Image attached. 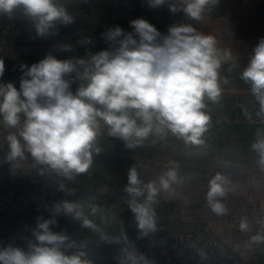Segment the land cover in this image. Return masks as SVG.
<instances>
[{
  "label": "clouds",
  "instance_id": "obj_1",
  "mask_svg": "<svg viewBox=\"0 0 264 264\" xmlns=\"http://www.w3.org/2000/svg\"><path fill=\"white\" fill-rule=\"evenodd\" d=\"M164 2L150 0L153 7ZM208 2L186 0L183 10L198 20ZM21 6L23 13L36 21L37 33L42 36L53 26V21L70 20L55 0H0L2 12L11 13ZM172 10L176 11L175 7ZM130 23L139 39L129 34L120 41V47L114 54L102 51L93 56L91 66L85 69L82 76L87 84L80 87L75 95L68 91L69 83L64 76L75 71L76 66L70 60L61 61L51 55L28 67L27 71H23L27 66L21 65L23 77L19 91L12 83L0 85V116H3L4 122L9 127H16L19 124L18 114L23 113L26 117L19 132L24 144L15 134L7 137L9 159L23 158L26 149L38 163L49 165L54 170L65 174L86 172L92 163L91 150L98 135L100 119L109 126V135L119 136L125 141L135 137L138 143L146 138L153 130L155 117L172 132L200 143L198 138L209 119L201 111L205 107L203 98L207 96L215 100L220 92L217 83L220 61L215 37L197 34L193 27L182 25L171 27L163 41L157 42L160 33L147 20L137 18ZM122 35V29L116 27L110 31L108 38ZM78 63L83 65L85 61ZM4 71V62L0 60V77ZM242 79L251 82L252 92L264 106V39L255 47ZM130 110L134 115L130 114ZM137 119L142 121L141 125L137 124ZM254 147L260 150L261 162L264 163V141ZM168 176L175 179L173 172H169ZM221 179L217 176L211 181L209 201L223 195V189L217 183ZM139 184L137 172L131 168L125 191L133 197L140 196L142 190ZM161 184L164 188L168 187V181L163 178ZM147 187V200L151 201L157 190L152 184ZM130 206L137 214L141 229L153 227L146 204H139L133 199ZM63 207L66 213H75L77 218L82 215L77 210L79 206L74 203L65 202ZM214 208L222 211L219 204ZM52 223L54 221L50 220L38 223L39 230L35 236L39 244L33 245L31 252L9 248L0 251V262L87 264L80 255L67 256L60 250L59 245L67 237L52 232ZM83 223L92 226L87 219Z\"/></svg>",
  "mask_w": 264,
  "mask_h": 264
},
{
  "label": "built area",
  "instance_id": "obj_2",
  "mask_svg": "<svg viewBox=\"0 0 264 264\" xmlns=\"http://www.w3.org/2000/svg\"><path fill=\"white\" fill-rule=\"evenodd\" d=\"M194 22L195 19L187 13L171 15L167 31L160 33L157 42L163 41L171 27H192ZM201 31V35L215 37L220 66L242 58L243 51L254 54L255 47L264 39V35H258L246 41L240 40L233 18L227 23L207 26ZM3 34L11 38L9 26L4 28ZM133 38L139 39L138 35ZM45 39L63 51L88 50L100 43L95 32L68 43L54 40L48 33ZM118 48L117 41L111 40L106 51L114 54ZM24 62L28 64L30 60L25 57ZM72 77L76 85L86 86L87 81L80 80L76 71L72 72ZM248 122L251 125H264V106H256ZM98 123L95 140L102 136L105 124L102 119ZM23 125L0 132V251L11 248L29 253L33 245L39 244L35 236L39 230L38 223L44 220L56 221L59 212L64 209V203H71V195L80 185L82 173L73 171L65 174L54 170L49 165L38 163L26 149L23 158L9 159L7 137L15 134L23 145V138L19 135ZM172 137V130L161 124L159 139L163 158L153 163H143L136 157L135 170L142 195L133 197L125 191L130 170L126 169V180L118 193L101 197L100 206L95 211L96 222L91 221L92 226H87L88 232L96 239L91 248L80 252V258L90 264L92 255L112 243L129 226L124 216L133 212L130 204L135 199L147 207H157L158 219L155 228H146L144 236L134 242L131 247L133 254L128 257L133 260L130 264H150L158 255L155 249L157 242L165 235L168 237V248L160 253L162 264H264V209L256 201L264 199V163L258 162L255 169L238 170L229 165L215 166L209 162L179 159L171 153ZM169 172L175 174L174 180L168 176ZM237 174L249 175L247 197L221 186L223 195L209 201L212 180L220 176L222 181L230 183ZM161 178L168 181L167 188L162 186ZM149 184L157 190L151 201L147 200ZM216 204L220 205L222 211L215 210ZM101 219L103 225L113 229L109 239H103L97 224ZM53 224H50V230ZM242 224L245 227H241ZM60 250L69 256L68 248L60 247ZM120 260L116 259L111 264H122Z\"/></svg>",
  "mask_w": 264,
  "mask_h": 264
},
{
  "label": "crops",
  "instance_id": "obj_3",
  "mask_svg": "<svg viewBox=\"0 0 264 264\" xmlns=\"http://www.w3.org/2000/svg\"><path fill=\"white\" fill-rule=\"evenodd\" d=\"M58 7L70 18L69 22L58 19L52 22L48 34L54 40L68 43L75 38H82L95 32L100 43L91 49L81 51H63L56 48L53 42L39 35L36 30V21L23 13V8L13 9L11 13L0 11V56L11 61H22L26 66H32L51 55L58 60H70L76 66L80 80L85 69L92 64L91 58L107 50L111 40L117 41L120 47L127 35L137 34L130 23L137 18H143L151 23L159 33L166 32L171 15L186 13V0H165L164 4L151 6L150 0H55ZM175 7L176 11L172 8ZM236 20L237 36L246 41L258 35H264V0H209L204 5L200 19H195L192 26L197 34L207 26H216L227 23L230 19ZM6 26L10 27L11 38L3 34ZM116 27L122 29L123 35L109 39L110 31ZM119 49V48H118ZM117 49V50H118ZM116 50V51H117ZM115 51V52H116ZM114 52V53H115ZM254 54L243 51V57L217 69V83L220 89L215 99L203 98L205 107L201 111L209 117L205 130L198 138L200 143H194L185 136L173 132L171 138V153L174 157L185 160H194L202 163L209 162L215 166L229 165L239 169H255L261 161L260 150L254 145L264 141V125H251L248 117L256 106L261 105L252 92L251 82L242 79V73L247 68ZM27 57L30 63L25 64ZM80 60L85 61L83 65ZM74 72V71H73ZM64 79L73 83L72 73ZM0 85H6L0 82ZM18 90V89H17ZM19 91V90H18ZM43 103V100H41ZM19 126L26 117L19 113ZM137 124L142 121L137 119ZM161 124L153 118V130L149 135L136 142L132 137L122 142L119 136L109 135L110 128L103 126V133L95 140L92 151V163L86 172L80 176V185L71 195V203L78 205L82 213L80 218L75 213H66L65 209L59 212L51 231L67 239L60 247L69 250V256L80 255L81 243L87 242L92 247L96 237L88 232L84 219L95 221V211L100 206V199L104 195L114 196L118 193L126 180L125 170L135 168L136 157L143 163H153L161 160V141L159 131ZM9 128L0 116V132ZM189 135H191L189 133ZM133 146L129 147L128 145ZM99 149V151H96ZM247 174H237L230 182L218 180V184L242 197L248 196L250 185ZM264 209V199H256ZM95 209V210H93ZM133 217H137L133 214ZM98 221L103 239H109L112 228Z\"/></svg>",
  "mask_w": 264,
  "mask_h": 264
},
{
  "label": "water",
  "instance_id": "obj_4",
  "mask_svg": "<svg viewBox=\"0 0 264 264\" xmlns=\"http://www.w3.org/2000/svg\"><path fill=\"white\" fill-rule=\"evenodd\" d=\"M146 231L145 229H141L139 227L138 219L132 222L127 228L123 229L119 235L116 236L114 241L110 244L104 246L100 252L95 253L90 258V264H104L105 259H112L117 249L124 248L128 243L134 241L138 235H141ZM82 251H86L89 249V244L87 242H83L80 245ZM168 248V237L165 235L162 237L156 244L155 249L158 252V255L151 260L150 264H162L163 259L160 255L161 252L165 251Z\"/></svg>",
  "mask_w": 264,
  "mask_h": 264
},
{
  "label": "trees",
  "instance_id": "obj_5",
  "mask_svg": "<svg viewBox=\"0 0 264 264\" xmlns=\"http://www.w3.org/2000/svg\"><path fill=\"white\" fill-rule=\"evenodd\" d=\"M0 60L4 62L5 65V71L2 77H0V82H3L5 84L12 83L18 90L20 88V82L23 77V71H27V68L30 66H27L23 71L21 70V65H24L22 61L15 62L11 60H7L0 56ZM69 83L68 91H70L73 95H75L80 88V86L76 85L75 83ZM96 107H101L99 105H96ZM130 114L134 115V112L130 110ZM149 215L151 218V222L153 224L152 228H147V230H151L157 226V219H158V209L155 206H149ZM133 212H130L124 216V221L126 222V225H130L132 222L137 220V217H133Z\"/></svg>",
  "mask_w": 264,
  "mask_h": 264
},
{
  "label": "rangeland",
  "instance_id": "obj_6",
  "mask_svg": "<svg viewBox=\"0 0 264 264\" xmlns=\"http://www.w3.org/2000/svg\"><path fill=\"white\" fill-rule=\"evenodd\" d=\"M144 234H145V232L142 233L141 235H138L134 241L128 243L124 248L117 249V252H116L115 256L112 259H110V260L105 259V264H111L116 259H121L120 262L122 264L126 263V262L128 264L132 263L133 260L131 258L128 259V257H130L131 254H133L131 247L133 246L134 242H137L141 237L144 236ZM124 254H125V256L123 257Z\"/></svg>",
  "mask_w": 264,
  "mask_h": 264
}]
</instances>
